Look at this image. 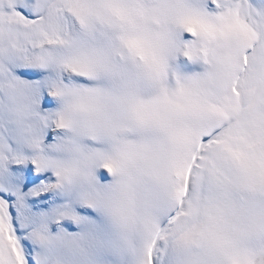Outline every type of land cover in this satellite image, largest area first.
I'll use <instances>...</instances> for the list:
<instances>
[{
    "label": "snow or ice",
    "instance_id": "6c2138e0",
    "mask_svg": "<svg viewBox=\"0 0 264 264\" xmlns=\"http://www.w3.org/2000/svg\"><path fill=\"white\" fill-rule=\"evenodd\" d=\"M0 264H264V0H0Z\"/></svg>",
    "mask_w": 264,
    "mask_h": 264
}]
</instances>
